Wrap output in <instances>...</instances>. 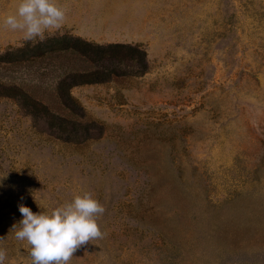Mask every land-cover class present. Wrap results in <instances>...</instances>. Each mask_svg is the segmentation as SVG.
Returning <instances> with one entry per match:
<instances>
[{"label": "rangeland", "instance_id": "374dc122", "mask_svg": "<svg viewBox=\"0 0 264 264\" xmlns=\"http://www.w3.org/2000/svg\"><path fill=\"white\" fill-rule=\"evenodd\" d=\"M56 3L66 19L46 38L138 44L147 70L72 86L64 106L60 67L82 59L0 66L89 136L66 141L0 97L5 264H31L20 204L51 212L83 192L105 208L104 236L70 264H264V0ZM18 4L0 0V52L27 42L3 24Z\"/></svg>", "mask_w": 264, "mask_h": 264}, {"label": "trees", "instance_id": "16d2710c", "mask_svg": "<svg viewBox=\"0 0 264 264\" xmlns=\"http://www.w3.org/2000/svg\"><path fill=\"white\" fill-rule=\"evenodd\" d=\"M72 57L82 59L86 64L61 66L56 82V94L64 106L71 99L72 86L83 83L108 81L115 76H137L146 72L145 50L138 44H98L70 34L55 35L42 42L27 41L23 46L8 48L0 52V66H17L33 60ZM0 97L10 98L19 104L22 111L34 119H43L58 137L66 141L88 138L87 130L80 132L73 126L68 113L62 115L53 111L42 95L26 81L0 80Z\"/></svg>", "mask_w": 264, "mask_h": 264}, {"label": "clouds", "instance_id": "9594fccd", "mask_svg": "<svg viewBox=\"0 0 264 264\" xmlns=\"http://www.w3.org/2000/svg\"><path fill=\"white\" fill-rule=\"evenodd\" d=\"M65 19L66 10L56 0H19L15 14L3 18V24L21 33L25 41L42 42ZM18 208L22 219L12 230L16 240L30 246L31 264H70L77 249L104 236L97 220L105 208L90 192L74 195L51 212L34 213L24 204ZM5 260L6 252L0 249V264Z\"/></svg>", "mask_w": 264, "mask_h": 264}]
</instances>
